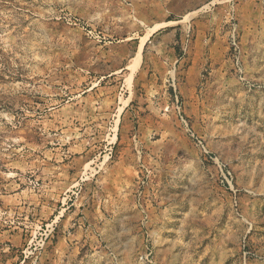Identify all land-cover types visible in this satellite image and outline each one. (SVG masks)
Returning <instances> with one entry per match:
<instances>
[{
    "label": "rangeland",
    "instance_id": "rangeland-1",
    "mask_svg": "<svg viewBox=\"0 0 264 264\" xmlns=\"http://www.w3.org/2000/svg\"><path fill=\"white\" fill-rule=\"evenodd\" d=\"M195 1L0 0V264H264V0Z\"/></svg>",
    "mask_w": 264,
    "mask_h": 264
},
{
    "label": "crops",
    "instance_id": "crops-1",
    "mask_svg": "<svg viewBox=\"0 0 264 264\" xmlns=\"http://www.w3.org/2000/svg\"><path fill=\"white\" fill-rule=\"evenodd\" d=\"M185 4L186 5H189V6H191V5H200V2H196L195 0H186V2H185ZM158 23H162V22H157L156 24H158ZM156 24H154V25H156ZM154 25H152L151 26V28H153L154 29ZM159 25V24H158ZM162 27V26H161ZM161 27H159V28H156V31H155V33H157V31H159V29H161ZM144 54H145V52L143 53V57L142 58H144Z\"/></svg>",
    "mask_w": 264,
    "mask_h": 264
}]
</instances>
